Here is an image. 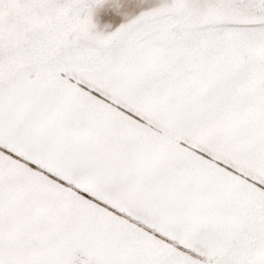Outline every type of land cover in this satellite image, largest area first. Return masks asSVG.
I'll return each instance as SVG.
<instances>
[{"label": "snow or ice", "instance_id": "obj_1", "mask_svg": "<svg viewBox=\"0 0 264 264\" xmlns=\"http://www.w3.org/2000/svg\"><path fill=\"white\" fill-rule=\"evenodd\" d=\"M0 264H264V0H0Z\"/></svg>", "mask_w": 264, "mask_h": 264}]
</instances>
